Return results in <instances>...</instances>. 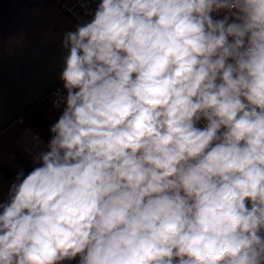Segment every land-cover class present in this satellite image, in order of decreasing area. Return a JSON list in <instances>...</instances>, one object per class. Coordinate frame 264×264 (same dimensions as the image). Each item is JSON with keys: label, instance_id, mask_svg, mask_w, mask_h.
Returning <instances> with one entry per match:
<instances>
[{"label": "clouds", "instance_id": "clouds-1", "mask_svg": "<svg viewBox=\"0 0 264 264\" xmlns=\"http://www.w3.org/2000/svg\"><path fill=\"white\" fill-rule=\"evenodd\" d=\"M62 47L0 264H264V0H101Z\"/></svg>", "mask_w": 264, "mask_h": 264}, {"label": "crops", "instance_id": "crops-1", "mask_svg": "<svg viewBox=\"0 0 264 264\" xmlns=\"http://www.w3.org/2000/svg\"><path fill=\"white\" fill-rule=\"evenodd\" d=\"M77 25L53 0H0V204L9 201L16 182L5 167L26 174L20 157L36 167L33 155L46 149L50 125L62 112L63 105L57 116L44 117L43 101L63 85L68 53L62 39Z\"/></svg>", "mask_w": 264, "mask_h": 264}, {"label": "built area", "instance_id": "built-area-1", "mask_svg": "<svg viewBox=\"0 0 264 264\" xmlns=\"http://www.w3.org/2000/svg\"><path fill=\"white\" fill-rule=\"evenodd\" d=\"M55 1L78 25L90 22L94 12L101 0H53ZM224 15L223 12L213 13L215 19H220ZM53 96L66 95V92L59 86L52 92ZM199 126H203V122Z\"/></svg>", "mask_w": 264, "mask_h": 264}, {"label": "rangeland", "instance_id": "rangeland-1", "mask_svg": "<svg viewBox=\"0 0 264 264\" xmlns=\"http://www.w3.org/2000/svg\"><path fill=\"white\" fill-rule=\"evenodd\" d=\"M60 88H62V90L64 91V89H63V85H58ZM58 86H56V87H58ZM56 87H54L52 90H51V92H50V94H49V96H48V99H45L44 101H43V104H44V111H43V115H44V117H53V116H57V111L58 110H60V109H57V108H54L53 107V100L56 98L55 96H53V91L55 90V88ZM65 92V91H64ZM62 106V105H61ZM20 120V119H19ZM78 257H77V260H74V261H71V262H68V261H65V262H63V264H78Z\"/></svg>", "mask_w": 264, "mask_h": 264}, {"label": "trees", "instance_id": "trees-1", "mask_svg": "<svg viewBox=\"0 0 264 264\" xmlns=\"http://www.w3.org/2000/svg\"><path fill=\"white\" fill-rule=\"evenodd\" d=\"M20 160H22L24 162V164L26 165L27 170H26V174L25 175H27V173L30 172L33 168L27 161H25L21 157H20ZM5 172H6V176L7 177H11V176L16 177L17 176V173L15 171L11 170L8 167H5Z\"/></svg>", "mask_w": 264, "mask_h": 264}, {"label": "water", "instance_id": "water-1", "mask_svg": "<svg viewBox=\"0 0 264 264\" xmlns=\"http://www.w3.org/2000/svg\"><path fill=\"white\" fill-rule=\"evenodd\" d=\"M249 207H250V202H249Z\"/></svg>", "mask_w": 264, "mask_h": 264}]
</instances>
